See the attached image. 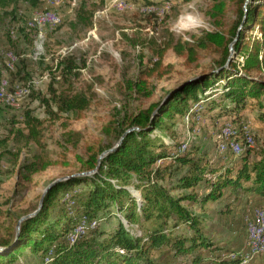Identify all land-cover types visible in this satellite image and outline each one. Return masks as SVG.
<instances>
[{
	"label": "trees",
	"instance_id": "trees-1",
	"mask_svg": "<svg viewBox=\"0 0 264 264\" xmlns=\"http://www.w3.org/2000/svg\"><path fill=\"white\" fill-rule=\"evenodd\" d=\"M15 1L0 0V8ZM27 1L35 4L36 0ZM203 12L211 20L212 29L188 39L168 31L162 44L150 40L156 58L141 62L126 86L134 98H152L155 86L151 79H160L171 70L170 64L163 63L168 50L182 58L187 67L200 66L202 58L211 57L210 70L183 81L146 107L117 112L102 125V140L86 146L85 157L77 156L78 173L93 171L71 174L54 183L43 196L41 207L20 221L18 228V218L27 211H9L6 235L0 236L1 264H19L26 247L42 264H167L165 251L173 258L187 257L185 264H206L207 259L217 264H241L246 250L242 254L231 250L225 258L205 255L206 249L214 252L221 246L203 232L206 216L198 209L224 197L225 208L220 212L230 215L244 196L255 193L263 197L264 151L254 154V148L244 146L234 155L220 153L217 142L201 148L194 141L181 151L179 142L171 144L153 134L169 128L166 121L173 113L184 117L199 98L202 109L192 115L205 120L206 130L220 128L216 140L222 138L221 130L227 128L228 120L250 121L254 130L264 127V0H210ZM92 97L83 90L54 88L50 99L39 100L52 119H58L59 113H71L79 119L90 107ZM243 111L249 112V117ZM22 122L27 133L17 128V135L41 145L44 121L26 108ZM240 123L231 125L239 130ZM73 134L68 131L69 136ZM114 146L98 160L102 152ZM3 155L0 153V160ZM54 164L57 161L50 160L45 151L35 153L20 162L18 178L30 181L33 174ZM78 185L84 188L71 194L69 200L58 196ZM129 187L140 190V197ZM58 204L61 207L54 211ZM112 208L127 223L137 222L141 233L129 232L118 220L107 229L87 227L86 233H80L72 243L62 240L82 216L108 220L115 215ZM180 226L185 228L183 232L176 231ZM254 264H264V260Z\"/></svg>",
	"mask_w": 264,
	"mask_h": 264
},
{
	"label": "rangeland",
	"instance_id": "rangeland-1",
	"mask_svg": "<svg viewBox=\"0 0 264 264\" xmlns=\"http://www.w3.org/2000/svg\"><path fill=\"white\" fill-rule=\"evenodd\" d=\"M209 2L36 0L33 4L27 0H16L13 5L0 8V153L4 154L0 160L1 237L6 235L5 228L11 219L9 211L17 214L34 212L45 188L52 181L78 174L80 165L77 156L85 157L86 146L102 140V125L114 118L117 112H131L146 107L150 102L163 98L168 90L183 81L210 70L211 57L202 58L200 66L187 67L182 58L168 50L163 63L170 64L171 70L160 79H151L155 86L152 98H134L126 86V80L135 77L141 62L145 64L150 58H156L150 40L162 44L168 31L188 39L193 34L212 29L211 20L203 12ZM54 88L57 91L83 90L92 95L91 105L84 117L78 119L71 113H59L58 119H52L39 97L50 99L51 89ZM26 108L44 121L41 145L27 142L16 133L17 128L22 129L23 134L27 133L22 122ZM201 109L199 98L184 117L173 113L166 121L169 128L162 133L154 131L153 134H158L171 144L179 142L177 147H181V151L186 150L192 141L199 142L201 148H209L216 142L221 147L225 138L238 143L240 151L236 153L230 148L221 151L219 148L220 153L237 155L244 146L254 148V154L264 151V127L254 130V124L250 121L228 120L225 122L228 127L221 130L223 140H216L220 128L206 130L203 127L205 120L192 115L193 111ZM248 113L245 114L248 116ZM231 122H241L240 129H233ZM68 131L75 134L71 137ZM41 151H45L47 157L57 161V164L33 174L30 181L19 179L17 171L20 162L35 153L41 154ZM64 162L70 165H64ZM83 188L78 185L68 192H60L58 196H62L61 200H69L71 194ZM129 188L137 198L140 197V190ZM225 202L223 199L210 204L211 212L204 222L203 232L221 246L214 252L206 249L205 255L208 257L225 258L231 250L242 254L246 246L248 249L250 224L259 220V217L264 220V204L242 207L228 216L218 211L225 208ZM59 207L60 204L54 211ZM113 210L115 215L113 217L112 214L108 220H90L82 216L62 240L72 243L80 233H86L87 227L107 229L115 226L118 220L124 223L129 232L141 233L137 222L129 224L120 212L115 208ZM23 215L18 218V222ZM184 230L182 226L176 229L177 232ZM51 253L52 250L48 256ZM163 256L167 264H185L188 261L187 257L173 258L166 251ZM20 257L19 264H42L29 247L24 249ZM254 257H259L254 262L264 260L259 254L252 259ZM252 259L245 263L241 261V264H250ZM206 264H217V261L210 262L207 259Z\"/></svg>",
	"mask_w": 264,
	"mask_h": 264
},
{
	"label": "bare ground",
	"instance_id": "bare-ground-1",
	"mask_svg": "<svg viewBox=\"0 0 264 264\" xmlns=\"http://www.w3.org/2000/svg\"><path fill=\"white\" fill-rule=\"evenodd\" d=\"M222 138H224V137H222ZM226 139L227 138H225L224 141L221 143V147H219L220 150L223 151L224 149H227L228 150V148H230V149H232V151L238 153L240 151L239 144L238 143H235V142H232V140H226ZM238 142H240V141H238ZM248 142L250 143L251 141L248 140ZM252 145H253V143H252ZM248 232H249L248 249H247V251H245V253L242 256V263L247 262L248 260L252 259L253 256L258 255V254L264 257V240H263V238H264V220H263V218L260 219V217H259V220H257L256 222L250 224L249 229H248Z\"/></svg>",
	"mask_w": 264,
	"mask_h": 264
},
{
	"label": "crops",
	"instance_id": "crops-1",
	"mask_svg": "<svg viewBox=\"0 0 264 264\" xmlns=\"http://www.w3.org/2000/svg\"><path fill=\"white\" fill-rule=\"evenodd\" d=\"M243 112H245V111H243ZM242 112V113H243ZM210 129H212V128H209L208 130H210ZM228 193V190L226 191V194ZM223 199H225L226 200V198H224V197H222L221 199H218V200H216V201H213V202H207L205 205H204V207L202 208V210H200V209H198V212L200 213V214H203L204 216H206V218H207V220H208V216L210 215L209 213L211 212V205L210 204H213V203H215V202H221V200H223ZM256 204H264V196L262 197L261 195H258V194H255V193H253V194H249V195H246V196H244L243 198H242V200H241V203H240V205L237 207V209H241L242 207H248V206H252V205H256ZM217 209H219V208H217ZM236 209V210H237ZM218 211H221V209H219ZM252 211V210H251ZM234 213H232V215H233ZM229 216V215H228ZM246 248H247V246H246ZM245 250H247V249H245ZM255 258H259V257H254L253 259H252V263H250V264H254V263H259V261H257V262H254V259Z\"/></svg>",
	"mask_w": 264,
	"mask_h": 264
},
{
	"label": "water",
	"instance_id": "water-1",
	"mask_svg": "<svg viewBox=\"0 0 264 264\" xmlns=\"http://www.w3.org/2000/svg\"><path fill=\"white\" fill-rule=\"evenodd\" d=\"M230 48H232V47L230 46ZM114 148H115V146L112 147V148H109V149L105 150L104 152H102V153L100 154L98 160L101 159L106 153L112 151ZM92 171H93V170H91V171H86V172H81V173H78V174H81V175H83V174H90ZM75 175H76V174H75ZM59 180H60V179H56V180L52 181V182H51V183L45 188L43 194L41 195V198H40V201H39V204H38L37 209H36L34 212H32V213H29V214H26V215L22 216V217L19 219V222L22 221L23 219H26L27 217L33 215L34 213H36V211L41 207L42 199H43V196L45 195V193L48 191V189H49L54 183H56V182L59 181ZM19 222H18L16 228H18Z\"/></svg>",
	"mask_w": 264,
	"mask_h": 264
},
{
	"label": "built area",
	"instance_id": "built-area-1",
	"mask_svg": "<svg viewBox=\"0 0 264 264\" xmlns=\"http://www.w3.org/2000/svg\"><path fill=\"white\" fill-rule=\"evenodd\" d=\"M254 137H255V136H254ZM242 141H243V140H241V145H242ZM178 148H181V147H178ZM258 212L260 213V211H258ZM263 240H264V238H263Z\"/></svg>",
	"mask_w": 264,
	"mask_h": 264
}]
</instances>
